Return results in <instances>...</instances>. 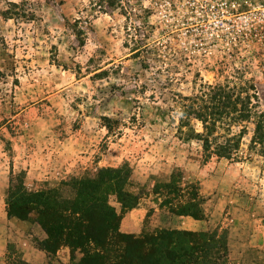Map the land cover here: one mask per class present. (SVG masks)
<instances>
[{"label":"rangeland","instance_id":"374dc122","mask_svg":"<svg viewBox=\"0 0 264 264\" xmlns=\"http://www.w3.org/2000/svg\"><path fill=\"white\" fill-rule=\"evenodd\" d=\"M97 1L0 0L6 211L44 193L105 201L116 214L155 198L196 216L222 206L221 255L251 244L248 234L264 231V149H250L252 125L242 161L205 162L203 142L187 140L206 134L202 124H179L182 98L208 86L246 91L264 116V0ZM29 222L32 238L44 234ZM227 230L240 235L229 237L233 245ZM183 241L170 247L179 253ZM261 251L247 248L245 259L264 264ZM202 257L189 252L174 263Z\"/></svg>","mask_w":264,"mask_h":264},{"label":"trees","instance_id":"16d2710c","mask_svg":"<svg viewBox=\"0 0 264 264\" xmlns=\"http://www.w3.org/2000/svg\"><path fill=\"white\" fill-rule=\"evenodd\" d=\"M102 1L97 2L103 4ZM251 98L254 96L242 89L220 86H208L198 94L182 98L185 103L179 127L190 128L189 119L202 124L206 134L190 135L187 140L196 136L203 142L205 162L214 156L229 162L242 161L238 154L241 141L249 131L247 125H252L250 149L255 152L264 149V116L255 111ZM219 125L226 127L225 134L215 137ZM234 127L239 130L233 132ZM177 133L181 134V129ZM108 182H104L105 188ZM48 195L31 197L20 205L11 203L7 208L9 217L20 221L33 219L45 235L38 244L39 249L48 254L67 247L72 253L78 251L81 254L79 264H175L189 252L203 255L197 261L199 264H214L216 257H223L221 245L219 247L215 239L208 242L198 234L177 231L142 236L121 233L119 222L125 212L116 214L105 201L99 205L84 200H58ZM190 215L198 218L195 214ZM174 237L184 239L179 253L170 247Z\"/></svg>","mask_w":264,"mask_h":264},{"label":"crops","instance_id":"0c3cea01","mask_svg":"<svg viewBox=\"0 0 264 264\" xmlns=\"http://www.w3.org/2000/svg\"><path fill=\"white\" fill-rule=\"evenodd\" d=\"M159 200V201H158ZM149 201L150 206L145 207L141 202L136 207L127 210L119 222V231L134 236L153 235L161 231L190 232L203 236L208 242L211 239H220L225 232L223 225L218 228L217 210L222 211V206L215 207V215L208 212L201 213L198 218H193L186 212H174L167 205L163 204L160 199ZM146 202V201H145ZM144 202V203H145ZM152 204V206H151ZM224 214H220L221 224L227 220ZM219 220V221H220ZM233 223L234 219H228ZM28 221H20L14 217H9L5 209L4 200H0V264H79L81 254L74 253L67 247L59 249L54 254H48L39 249V242L45 238L41 235L39 238H32L29 234ZM227 228V227H226ZM226 231V237L230 239L240 235L231 234ZM230 237V238H229ZM251 238L249 245L240 244L238 249H232L230 256L216 257L215 262L218 264H256L245 259L244 252L248 248H257L264 251V231H253L248 234ZM240 239V238H239ZM237 240V238H236ZM236 243V242H235ZM220 244H218L219 246ZM243 246V249H242ZM220 247V246H219ZM214 250V249H213ZM217 250V249H215ZM221 250V248H220ZM222 251V250H221ZM220 251V252H221ZM261 251V252H262ZM214 260V259H213ZM226 260V262H224ZM216 263V264H217ZM257 264H260L257 262Z\"/></svg>","mask_w":264,"mask_h":264}]
</instances>
